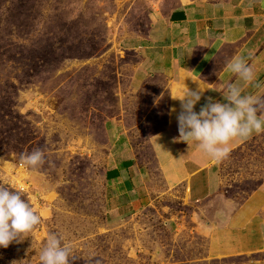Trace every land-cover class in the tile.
<instances>
[{"label":"rangeland","instance_id":"rangeland-1","mask_svg":"<svg viewBox=\"0 0 264 264\" xmlns=\"http://www.w3.org/2000/svg\"><path fill=\"white\" fill-rule=\"evenodd\" d=\"M162 1L184 0H0V185L41 217L29 237L0 248V264H39L49 233L70 245L74 264H204L195 259L205 240L175 231L192 210L180 199L118 223L105 216L106 121L120 119L146 158L147 139L167 122L165 80L133 89L138 58L121 48L146 34ZM34 149L45 153L38 169L20 162ZM225 163L224 193H251L264 180V133Z\"/></svg>","mask_w":264,"mask_h":264},{"label":"crops","instance_id":"crops-1","mask_svg":"<svg viewBox=\"0 0 264 264\" xmlns=\"http://www.w3.org/2000/svg\"><path fill=\"white\" fill-rule=\"evenodd\" d=\"M149 20L146 34L124 39L121 48L138 58L133 89L152 77L165 80L167 122L147 139L146 158L120 119L106 121V134L114 140L104 176L105 216L118 223L154 202L180 199L192 210L184 224L172 220L175 231L205 240V255L195 262L264 264V180L249 194L224 193L226 160L215 163L195 142L178 139L180 102L171 98L186 87L205 89L195 106L199 112L208 97L223 102L222 92L230 83L241 86L242 94L264 96V0H184L170 7L162 1ZM236 55L254 68L253 84L225 71ZM262 134L231 142L230 155Z\"/></svg>","mask_w":264,"mask_h":264},{"label":"clouds","instance_id":"clouds-1","mask_svg":"<svg viewBox=\"0 0 264 264\" xmlns=\"http://www.w3.org/2000/svg\"><path fill=\"white\" fill-rule=\"evenodd\" d=\"M225 71L245 85L256 80L254 68L240 55L226 63ZM204 91L200 87L198 90L186 87L179 95L171 94L173 100L180 102L176 115L178 139L188 145L195 142L207 157L220 163L230 156L231 142L264 133V96L242 94L241 86L230 83L222 92L223 102L208 97L197 112L195 106ZM20 162L38 169L46 162L45 153L42 149L22 153ZM40 222L41 217L20 191L0 185V248L23 241ZM39 264H74L70 245L57 233H49L39 253Z\"/></svg>","mask_w":264,"mask_h":264},{"label":"built area","instance_id":"built-area-1","mask_svg":"<svg viewBox=\"0 0 264 264\" xmlns=\"http://www.w3.org/2000/svg\"><path fill=\"white\" fill-rule=\"evenodd\" d=\"M20 190H21V191H24V187H20Z\"/></svg>","mask_w":264,"mask_h":264}]
</instances>
